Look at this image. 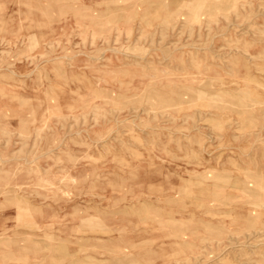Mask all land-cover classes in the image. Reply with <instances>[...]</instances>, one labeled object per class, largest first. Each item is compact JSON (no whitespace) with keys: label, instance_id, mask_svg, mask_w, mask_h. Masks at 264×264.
<instances>
[{"label":"rangeland","instance_id":"374dc122","mask_svg":"<svg viewBox=\"0 0 264 264\" xmlns=\"http://www.w3.org/2000/svg\"><path fill=\"white\" fill-rule=\"evenodd\" d=\"M0 264H264V0H0Z\"/></svg>","mask_w":264,"mask_h":264}]
</instances>
